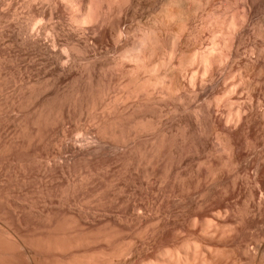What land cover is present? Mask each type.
Returning <instances> with one entry per match:
<instances>
[{
    "label": "bare ground",
    "instance_id": "1",
    "mask_svg": "<svg viewBox=\"0 0 264 264\" xmlns=\"http://www.w3.org/2000/svg\"><path fill=\"white\" fill-rule=\"evenodd\" d=\"M0 94V264H264V0H0Z\"/></svg>",
    "mask_w": 264,
    "mask_h": 264
},
{
    "label": "rangeland",
    "instance_id": "2",
    "mask_svg": "<svg viewBox=\"0 0 264 264\" xmlns=\"http://www.w3.org/2000/svg\"><path fill=\"white\" fill-rule=\"evenodd\" d=\"M2 95H4V93H5V90H4V92L2 91ZM7 93V92H6ZM6 93H5V95L2 97V98H4V97H6ZM1 95V94H0ZM85 117V116H84ZM81 118L83 119V117L81 116ZM80 118V120L78 121L77 119H79V118H77L76 120V122L75 123H84L83 125L85 126V127H88V126H90L91 124H92V122H90L89 121V119L88 118H86L85 117V119L87 120V121H85V119H83L84 120V122H83V120ZM75 121V120H74ZM86 122V123H85ZM7 123H8V125L10 124V122L9 121H7ZM7 123L5 124V125H7ZM78 123V124H79ZM89 123V124H88ZM87 124V125H86ZM11 126L12 125H9V126H7V127H5V132H7V130H9V128H10V130H11ZM9 133V132H8ZM40 162H42V160L40 159L39 160ZM81 167V166H80ZM7 170V171H6ZM33 170H35V171H33ZM13 170H11V168L10 169H5L4 168V165H1L0 166V174H1V177H0V185L3 187V188H5L6 187V190H7V194H8V199H10V198H12V199H14L15 200V202H17L18 203V209H16L17 211L16 212H19V214H21L20 216H22V213L24 214L25 212L27 213H25V215H24V217L26 216V215H28V216H26L27 218H30V219H32V220H30L29 219V221H30V223H29V221H28V219H25V226H21V223H20V228H23L22 230L23 231H25L24 229H27V231H26V233H30V234H36V233H42L44 230V227H42L43 226V222H42V219H40V213L42 212V210H45V208L47 207H45V205L47 204L46 203V200L44 201V199L45 198H43L41 195L42 194H44L43 193V188H42V186H45V185H43L44 184V180H43V177L41 178V176H40V174L42 173V171L40 172L39 170H38V168H31L30 170H28L27 172V178L26 179H24V184L25 185H23V183H21L20 181H19V179L18 178H20V177H18V176H16V173L14 172H12ZM35 172V173H31V172ZM40 173H39V172ZM9 172H12L11 174L9 173ZM39 174V176H38V174ZM31 174V175H30ZM33 174H34V176H33ZM14 175V177H12ZM17 175H19V173L17 174ZM36 175V176H35ZM30 176V177H29ZM7 177V178H6ZM10 177V178H9ZM18 179V180H16V178ZM46 178L47 177H44V179L46 180ZM57 178V179H56ZM56 178H54V179H56V180H54L53 182H52V184H53V186H55V185H58L59 187H60V189H61V186L62 185H64V184H62L63 183V180L60 178V177H56ZM59 178V179H58ZM16 180L15 181V183H14V180ZM32 179V180H31ZM48 179V178H47ZM61 179V180H60ZM27 180V182L28 183H26L25 181ZM29 180V181H28ZM49 180V179H48ZM20 182L22 185H23V188H22V185H20L21 187L19 188V185L17 186V182ZM52 181V180H51ZM62 181V182H61ZM156 181L158 182V183H161L162 182V184L161 185H163L164 186V182L163 181H161L159 178H158V180L156 179ZM156 181H154V182H156ZM49 182L50 181H47L46 180V184L48 183L49 184ZM154 183V185H152L153 187H151L150 189L149 188H147V189H145L144 190V188H146L145 186H143V187H134V191H135V193H138V194H136L135 195V193H134V191L132 190H127V188H125V190L126 191H123V193L124 192H126V193H124V194H129V196L132 198V200L134 201V202H137L138 204H149V205H156V203L158 204V202L155 200V199H157V195H159V191L157 190L158 188H160L161 187V185L160 184H158V183ZM8 184V185H5V184ZM11 183H12V185H15V186H12L11 185ZM14 183V184H13ZM19 183V184H20ZM34 183V184H33ZM39 185H38V184ZM27 184V185H26ZM158 184V185H157ZM5 185V186H4ZM10 185V186H9ZM160 185V186H159ZM9 186V187H8ZM11 186H12V188H11ZM26 186H28V187H26ZM30 186V187H29ZM40 186H41V188H40ZM58 186H56L55 188H58ZM10 188L11 190H13V191H11L10 189H8V188ZM18 187V188H17ZM62 187H64V186H62ZM156 187V188H155ZM22 188V189H21ZM28 188V189H27ZM31 188V189H30ZM35 188V189H34ZM142 188V189H141ZM153 188V189H152ZM14 189H17V190H14ZM38 190V192H37V190ZM63 189V188H62ZM62 189H61V191H62ZM136 189V190H135ZM137 189H139V191L137 192ZM155 189V190H154ZM10 192H12V193H9V191ZM20 190H21V192H20ZM35 190V191H34ZM40 190H42V193H40L41 191ZM58 191H59V188L57 189ZM143 190V191H142ZM147 190V191H146ZM16 191H18V193L16 192ZM23 191H25L24 193H22ZM60 191V192H61ZM131 191V192H130ZM146 191V192H145ZM149 191V192H148ZM155 191V192H154ZM158 191V193L155 195L154 193H156ZM17 193V194H14V193ZM37 192V193H36ZM148 192V193H147ZM26 193V194H25ZM31 193V194H30ZM123 193H121V195H123ZM131 193H132V195H131ZM140 193L141 194H143V196L142 195H140ZM152 193V194H151ZM10 194V195H9ZM20 194V196H18ZM34 194V195H33ZM36 194H38L37 196H36ZM145 194H147V195H145ZM14 195V196H13ZM16 195L18 196V198L20 199V200H18V198L16 197ZM24 195V196H23ZM153 195V196H152ZM258 195V194H257ZM38 196H39V198H38ZM40 196H41V198H40ZM153 197V199H152V197ZM13 197H15V198H13ZM23 197V198H22ZM25 197H27V199L25 198ZM135 197V198H134ZM141 197V198H140ZM143 197H144V199H143ZM150 197V198H149ZM155 197V198H154ZM29 198H31L30 200H29ZM35 198V199H34ZM43 198V199H42ZM11 199V200H12ZM90 199H92L91 197H90ZM136 199V200H135ZM17 200V201H16ZM24 200V201H23ZM29 200V201H28ZM38 202H37V201ZM143 200V201H142ZM145 200V201H144ZM150 200H151V203H150ZM19 201V202H18ZM40 201V202H39ZM44 203H43V202ZM240 202H241V200H239ZM29 202V203H28ZM36 202V203H35ZM92 202H93V200H92ZM143 202V203H142ZM25 203V204H24ZM237 204H238V201L236 202ZM23 204V205H22ZM29 204V205H28ZM33 204V205H32ZM41 204H42V206H41ZM236 204V205H237ZM240 204H242V202L240 203ZM240 204H238V205H240ZM19 205L23 208V210H22V208H21V210H20V207H19ZM31 205V206H30ZM241 206H245L244 204L243 205H241ZM238 207L237 206V208H241L242 209V207ZM152 208H150V209H152L151 211H150V215H151V212H152V215L151 216H153V215H155V216H153L152 218H150V220H149V222L148 221H146L145 223L144 222H142V224H139V226L141 225V227H139V226H136L137 228H141L142 230H144V229H146L147 227H149V225H150V223H153V221L154 222H157V221H159V219H157V221H156V218L158 217V209L159 208H156V207H154V206H151ZM37 208V209H36ZM154 208H156V209H154ZM34 210V212H33V210ZM0 210H2V209H0ZM3 210H5V211H3ZM2 211H0L1 213H0V229H2V230H4V231H8V232H10V230H13L14 229V226L16 225H18V224H15L16 223V221L17 220H15V218H12V215H10V214H12L11 212L9 213V210L8 209H3ZM6 210H8V211H6ZM18 210H20V211H18ZM154 210H157V212L156 211H154ZM39 211H40V213H39ZM8 212V213H7ZM30 212V213H29ZM155 212V213H154ZM6 213V214H5ZM37 213V214H36ZM39 213V214H38ZM156 213H157V215H156ZM9 214V215H8ZM30 215V216H29ZM37 215V216H36ZM39 215V216H38ZM32 216V217H31ZM150 216V217H151ZM23 217V216H22ZM154 217H156V218H154ZM35 218V219H34ZM37 219V220H36ZM152 220V221H151ZM27 221V222H26ZM34 221V222H33ZM98 221H99V223H98ZM32 222V223H31ZM91 222H93V224L91 223ZM90 223H88L86 226L89 228L88 230H92V231H89L88 233L89 234H94V231L93 230H96V231H98V229L99 230H101V229H106V228H111L112 226H113V224H111V221L109 222L108 220L106 221V219L104 220V219H102L101 220V222H100V219L98 220L97 219V221H91ZM22 223H24L23 221H22ZM35 223V224H34ZM108 223V224H107ZM261 223V222H260ZM28 224V225H27ZM31 224V225H30ZM90 224H92V225H90ZM102 224V225H101ZM104 224V225H103ZM111 224V225H110ZM147 224H149V225H147ZM14 225V226H13ZM40 225V226H39ZM92 226V227H90V226ZM96 225H98V227H94V226H96ZM109 225V226H108ZM147 225V226H146ZM260 225V226H259ZM262 225V226H261ZM13 226V227H12ZM15 226V227H16ZM28 226V227H27ZM31 226H33V228L31 227ZM37 226V227H36ZM145 226H146V228H145ZM254 227V228H253ZM5 228V229H4ZM12 228V229H11ZM38 228H40L39 230H38ZM136 228V230H138L139 232H141L142 230L140 229H137ZM144 228V229H143ZM250 227H248V228H246L244 231H243V233H241L242 235V238H246L247 237V239L246 240H249V238H251L252 236L254 237L255 235H257V231H258V234L260 233L259 231V229L261 228H264V223L262 224H258V226H257V224L254 226H251V228L249 229ZM9 229V230H8ZM37 229V230H36ZM87 229V228H86ZM255 229V230H254ZM88 230H86V231H88ZM249 230V231H248ZM252 230V231H251ZM257 230V231H256ZM96 231H95V233H96ZM248 233H246V232ZM254 231V232H253ZM262 232V231H261ZM28 233V234H29ZM251 234H252V236H251ZM262 234V233H261ZM248 236H249V238H248ZM252 237V238H253ZM262 237V236H261ZM263 238V237H262ZM251 242V241H250ZM95 245H100V243H95ZM42 253L41 254V256H40V253ZM37 254L38 255H36V258H33L32 259V253L29 255V253L27 254H25V255H20L19 257H12V264H41V261L40 260H42V259H44L42 256H43V252L42 251H39ZM39 256V257H38ZM42 257V258H41ZM18 258V259H17ZM38 258V259H37ZM39 260V261H36V260ZM35 260V261H34ZM242 260V264H243V261H245L246 262V260H244V259H241ZM43 261V260H42ZM11 262V261H10ZM241 262V261H240ZM43 263V262H42ZM10 264V263H9ZM44 264V263H43ZM246 264V263H245Z\"/></svg>",
    "mask_w": 264,
    "mask_h": 264
}]
</instances>
